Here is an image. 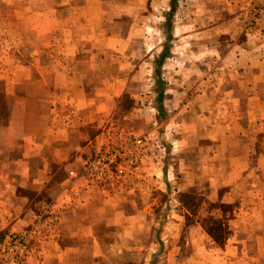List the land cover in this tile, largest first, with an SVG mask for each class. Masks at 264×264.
<instances>
[{
    "label": "crops",
    "instance_id": "1",
    "mask_svg": "<svg viewBox=\"0 0 264 264\" xmlns=\"http://www.w3.org/2000/svg\"><path fill=\"white\" fill-rule=\"evenodd\" d=\"M36 6L38 18L45 23L51 19L50 11L59 13L69 9L78 17L76 24L81 26L93 22L99 26L107 8L103 0L59 4L38 0ZM247 7V4L229 5L230 10L238 8L243 14ZM238 14L216 23L234 41L231 50L223 56L233 60L231 65L223 66L225 72L231 73V81L224 83L231 91L227 93L229 97H223L221 85H217L212 95L203 94L192 103L183 97L172 100L176 106L181 104L182 112L189 107V113L193 112L197 121L203 123L201 129H191L185 123L179 135L171 136V141L176 142L175 149H180L181 160H178L180 155L162 158L160 149L149 144L157 132L151 118L144 120L149 123L147 131L130 129L125 121L115 119L113 110L120 90L116 91L117 87L111 91L109 80H99L98 74L103 75L108 68L57 64L49 71L53 73L49 82L44 68V72L38 71L36 82L11 85L12 90H23L19 95L23 103H38L39 114L35 123L23 122L21 131L15 133L13 106L7 123L0 126V138L6 143L0 147V249L11 234L29 228L44 202L53 201L54 224L42 237L30 240L29 253L22 264H69L79 257H103L107 245L100 236V227H120L124 234L136 233L142 231L150 213H187L177 199L178 194L189 192L205 174L207 200L229 205L236 214L228 222L230 237L220 245L213 240L208 242L210 234L200 225L191 226L189 234L193 232L197 237H189L186 243L193 250L192 262L230 264L244 248L264 250V91H261L264 66L251 63L257 49L251 46L252 38L242 33L243 20ZM193 24L202 25L200 20ZM75 30L67 34L66 52L58 56L69 59V63L79 60L80 44L93 41L94 36H77ZM95 36L102 45L108 40L100 34ZM74 43L79 44L75 47L78 50L73 48ZM261 48L264 51V43ZM182 54L189 58L188 52ZM185 86L184 81L180 87L172 82L167 88L187 89ZM29 89L37 91L35 96L29 95ZM243 90L245 94L241 93ZM199 101L203 107L191 108ZM239 104L244 107L243 112ZM152 109L150 104L149 110ZM133 118L137 116L129 112L123 119ZM114 125L124 133L144 138L137 175L142 182L134 189L116 192L90 190L82 194V202L73 201L68 171L78 169L102 143L106 128L110 130ZM190 152L196 153L197 161L188 157ZM174 170L182 172L180 178L174 176ZM191 171H197V175L190 176ZM156 192L165 193L163 204H159ZM168 227L167 230L175 232L176 227L182 230L183 224L170 221ZM1 257L0 254V264H4Z\"/></svg>",
    "mask_w": 264,
    "mask_h": 264
},
{
    "label": "rangeland",
    "instance_id": "2",
    "mask_svg": "<svg viewBox=\"0 0 264 264\" xmlns=\"http://www.w3.org/2000/svg\"><path fill=\"white\" fill-rule=\"evenodd\" d=\"M37 1L0 0V126L7 123L14 106L15 133L21 131L23 122L28 125L37 121L39 105L33 101L23 103L19 96L23 90H12L11 85L36 82L38 71L44 72V68L49 82L53 79V73L49 71L57 64L92 65L94 68H108L103 75L98 73L99 80H109L111 91L117 87L116 91L120 90L121 95L115 100L113 110L115 119L125 121L130 129L147 131L149 123L144 120L151 118L157 132L151 136L149 144L160 149L162 158H176L181 152L179 147L175 149L176 142L171 141V136L179 135L185 123L191 129H201L203 123L197 121L193 112L189 113V107L182 112L181 104L176 106L172 100L183 97L192 103L203 94L212 95L217 85H221L223 97H229L227 93H231L224 84L230 80L231 73L225 72L223 66L231 65L233 60L223 56L231 50L234 41L229 40L230 35L223 34L216 23L227 16H237L239 12L238 17L243 20L242 33L252 38L251 46L257 49L251 63L264 66L261 48L264 43V0H103L107 8L99 26L93 25L94 22L77 25L78 17L69 9L59 13L50 11L51 19L45 23L38 18ZM80 1L51 0L58 4ZM235 4L238 7L247 4L248 11L243 14L238 8L230 10L229 5ZM197 20L202 23L199 27L193 24ZM188 22L190 25L186 26ZM74 30L77 36H94L93 41L78 42L81 57L75 63H69V59L58 56L66 52L67 34ZM99 34L108 39L105 45L96 39L95 35ZM78 45L74 43L73 48ZM182 52H188L189 58ZM183 81L187 89L167 88L172 82H177L180 87ZM29 92L32 97L37 91L29 89ZM241 93L245 94V91ZM150 104L152 111L149 110ZM203 106L199 101L191 108L195 110ZM238 108L243 112L242 104ZM129 112L137 118L123 119ZM109 128H106L105 137L114 135V130L123 131L115 125ZM5 144L0 138V147ZM188 157L198 160L195 152H190ZM172 172L179 178L182 174L180 170ZM193 175L196 176L197 171H191L190 176ZM204 175L189 192L178 194L177 199L187 213H150L142 231L136 233L124 234L120 227H100V236L107 245L104 256L94 259L79 257L69 264H194L191 260L193 250L186 245L189 237L197 238L193 232L189 234L191 226L200 225L210 234L211 239L208 237L207 241L213 240L220 245L230 237L228 222L236 214L229 205L207 200ZM164 195L156 192L159 204L164 202ZM49 202H44L40 213ZM170 221L182 222V230L180 227H176L175 232L167 230ZM239 253L230 264H264V250L248 247Z\"/></svg>",
    "mask_w": 264,
    "mask_h": 264
},
{
    "label": "built area",
    "instance_id": "3",
    "mask_svg": "<svg viewBox=\"0 0 264 264\" xmlns=\"http://www.w3.org/2000/svg\"><path fill=\"white\" fill-rule=\"evenodd\" d=\"M114 135L104 138L94 153L86 157L78 169L68 171L69 189L73 201L82 202L84 192L101 189L116 192L124 188H136L141 183L137 176L142 156L144 138L114 130ZM54 202L42 207L29 228L8 237L0 249L4 264H22L29 253L30 240L42 237L55 221Z\"/></svg>",
    "mask_w": 264,
    "mask_h": 264
},
{
    "label": "trees",
    "instance_id": "4",
    "mask_svg": "<svg viewBox=\"0 0 264 264\" xmlns=\"http://www.w3.org/2000/svg\"><path fill=\"white\" fill-rule=\"evenodd\" d=\"M211 236H212V234H211ZM213 237V236H212ZM214 238V237H213Z\"/></svg>",
    "mask_w": 264,
    "mask_h": 264
}]
</instances>
